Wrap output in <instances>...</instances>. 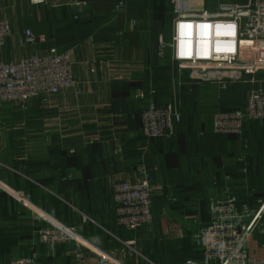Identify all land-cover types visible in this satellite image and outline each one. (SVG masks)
Here are the masks:
<instances>
[{
	"label": "crops",
	"instance_id": "crops-1",
	"mask_svg": "<svg viewBox=\"0 0 264 264\" xmlns=\"http://www.w3.org/2000/svg\"><path fill=\"white\" fill-rule=\"evenodd\" d=\"M67 1L0 0V19L11 28L0 47V60L15 61L38 48L55 46L70 51L75 78L72 87L48 95L44 102L33 99L26 108L0 102V183L54 211L62 223L84 224L87 234L104 231L106 247H115L127 264L199 259L200 252L181 228L188 218L180 219L179 211L190 202L197 210L192 225H202L208 218L209 195L228 190L247 202L248 194L258 196L264 183V119L245 122L239 135L212 130L215 105L243 106L238 89H228L243 84L242 73L226 88L208 80L211 73L203 80H193L187 72L177 77L169 46L159 54L172 34L169 0H125V10L117 13L116 0H78L82 3L76 7ZM163 20L171 23L170 32L163 31ZM24 27L45 35L46 41L19 45ZM255 78L263 79L264 72ZM159 79L166 93L160 94ZM187 86L196 89L191 97L182 95ZM137 91L144 96L136 98ZM174 98L181 112L174 136L145 137L141 108L150 100L163 105ZM242 165L249 169L246 177L240 172ZM140 168L149 175L152 211H158L154 217L161 229L156 237L143 227L129 229L131 233L122 237L125 228L115 221L110 187L115 180L136 181ZM68 172L71 178L64 179ZM8 190L0 186V264H8L15 255H29L32 247L45 264H98L92 254L80 261L67 245L44 256L42 245L36 243L42 223ZM171 226L179 228L174 236L167 233ZM111 235L117 241L109 239ZM129 238L136 240L139 254H126L121 241ZM262 244L260 234L248 242L249 254L257 260L264 258Z\"/></svg>",
	"mask_w": 264,
	"mask_h": 264
},
{
	"label": "built area",
	"instance_id": "built-area-1",
	"mask_svg": "<svg viewBox=\"0 0 264 264\" xmlns=\"http://www.w3.org/2000/svg\"><path fill=\"white\" fill-rule=\"evenodd\" d=\"M29 1L40 3L47 0ZM169 1L173 14L170 58L177 77L187 72L191 79L203 80L201 74L211 73L213 76L207 79L226 88L231 78L243 72L250 75L251 83L256 85L248 89L243 108L213 114V132L219 135H239L245 122L262 121L264 78L256 80L255 75L264 72V0H247L216 10H189L183 7V0ZM81 3L78 0L67 1L71 7ZM125 8V0H116L113 11L122 12ZM10 32L9 22L0 19V47L5 45ZM45 41V35L34 33L30 27H24L18 39L21 46L37 45ZM164 47H160V55ZM222 71H228L229 74H221ZM74 84L73 60L70 51L66 49L50 46L38 48L15 61L0 60V102L26 108L31 100L44 102L48 95ZM150 92L155 91L151 89ZM143 96L142 91L135 93L136 98ZM180 119L177 98L163 105L150 100L140 111L142 133L147 138L173 137L175 125ZM138 173L136 181L124 179L111 185L115 221L125 229L143 227L149 231L152 226L153 187L144 168H140ZM0 186L8 190L1 183ZM8 191L42 223L36 229V243L42 245L44 256H53L59 245H67L73 246L76 255L82 248L94 254L100 264H122L115 254L102 251L93 237H82L80 226L62 223L54 211H47L32 203L22 191ZM257 203L255 208L241 204L228 190L221 196L211 198L206 227L200 230L195 239L200 258H188L184 263L264 264V258L257 260L248 251L250 235H264V196L257 199ZM135 244V239L123 242L130 250V255L138 254L134 249ZM262 249L264 253V244ZM40 256L32 247L29 255H15L9 259L8 264H45L39 261Z\"/></svg>",
	"mask_w": 264,
	"mask_h": 264
},
{
	"label": "rangeland",
	"instance_id": "rangeland-1",
	"mask_svg": "<svg viewBox=\"0 0 264 264\" xmlns=\"http://www.w3.org/2000/svg\"><path fill=\"white\" fill-rule=\"evenodd\" d=\"M239 1H241V0H191V1H182L183 2V7H185L186 9H189V10H201V9H204V8H207V9H209V10H216L217 8H226L227 6H229V5H231V4H233V3H238ZM172 12V11H171ZM163 22V31L165 32V31H168V32H170V29H171V26H170V24H166V21L165 20H163L162 21ZM168 42V41H167ZM163 45L164 46H169V42L168 43H163ZM168 49V48H167ZM164 54V53H163ZM162 54V55H163ZM186 73V72H185ZM240 73H242V78H241V80H243V84H244V88H240V90L242 89V91H243V95L241 94V96H243V99H244V103H245V101H246V98H247V95H248V89H250V88H253V86H256V85H254V84H252L251 83V77H248L246 74H244L243 72H240ZM221 74H229V72L228 71H222L221 72ZM202 76L204 75V74H201ZM260 78H257L256 80H259ZM242 84V85H243ZM237 102V100L235 99L234 100V103H236ZM174 133H175V130H174ZM86 141H88V140H86ZM85 141V142H86ZM240 172L242 173V174H245V177H246V175H249L250 174V172H249V169H248V167L247 166H241L240 167ZM138 175H139V173H138ZM71 178V173L70 172H68V173H65V175H64V179H70ZM226 178H229V176L228 177H226ZM150 179V178H149ZM122 180H124V179H122ZM122 180H115L114 182H116V181H122ZM128 180V179H127ZM113 182V183H114ZM112 183V184H113ZM111 184V185H112ZM263 187H264V183H263ZM5 189V188H4ZM110 190H111V187H110ZM253 190L254 189H251V191L250 192H253ZM232 193V192H231ZM232 194H234V193H232ZM235 195V194H234ZM253 195L254 194H252V195H250V193L248 194V198H249V200L246 202V201H243V200H241V204H246V205H248V206H250L251 205V200L253 201ZM218 195H209L208 197H207V202L209 203V200L211 199V198H215V197H217ZM221 196V195H220ZM236 196V195H235ZM237 197V196H236ZM152 199H153V195H152ZM171 202H173L174 200H172V199H170V197L168 198ZM199 199H200V197H199ZM238 199V198H237ZM259 199V198H258ZM203 200H204V198H203ZM197 201V200H196ZM199 201V200H198ZM239 201V200H238ZM240 202V201H239ZM152 205H153V201H152V204H151V213H152V226H150V230L149 231H147V232H149V235H150V237H156L157 235H158V232H160L159 230L161 229V226H159L158 224H157V222H156V219H155V217H154V214H153V212H152ZM250 208H255V207H252V206H250ZM114 213H115V209H114ZM167 217H169L170 216V213H169V210H166V214H165ZM197 216V210L196 209H194V207H193V204H191L190 202H188V203H186V205L183 207V209H181V211H179V214H178V216H179V218L180 219H184V217L186 218H188L185 222L188 224V225H186V226H182L181 228H184V229H186L185 231L187 232V235H189V240H190V243L193 245V247L194 248H196V249H198V244H197V242H196V236L197 235H199V233H200V230H202L203 228H205L206 226H205V224L207 223V221L204 223V224H202V225H192V222H193V220H192V218L191 217H193V216ZM185 220V219H184ZM61 221V220H60ZM181 221H183V220H181ZM191 222V224H190V222ZM63 222V221H62ZM81 228H82V230H81V232H80V235L82 236V237H89V236H91V237H93L94 238V240H95V244L99 247V248H101V250L102 251H105V252H107V253H113V254H115L116 256H117V258L119 259V261L122 263V264H127L126 263V261H125V259H124V257L117 251V249L115 248V247H112V248H108V247H106V239H104L105 238V236H104V231H96V232H93V233H89V234H85L86 232H85V230H84V224L83 225H81ZM169 231H167V233H168V235H172V236H174L177 232H178V230H179V228H176L175 229V227H169ZM108 234V233H107ZM252 235L253 234H251L250 235V238L252 237ZM168 237V236H167ZM109 239H111L112 241H117L112 235H111V237L109 236ZM131 238H129V239H123L122 241L124 242V241H126V240H130ZM169 240V243H171V241H172V238L171 239H168ZM121 241V242H122ZM123 242H122V244H123ZM149 244H151V241H149ZM124 246V245H123ZM124 248H125V252H126V254L127 255H130L129 253H130V250L128 249V248H126L125 246H124ZM134 249H135V251L139 254L140 253V251L138 250V248H137V244H135L134 245ZM200 252V251H199ZM91 253H89L87 250H85V249H81V251L77 254V257H79V259H80V261H82V262H84L85 261V259L87 258V257H89V255H90ZM92 255H94V254H92ZM95 256V255H94ZM131 256H134V253L131 255ZM96 257V256H95ZM96 259H98L97 257H96ZM196 260H198V259H196ZM97 262H98V260H97ZM98 264H100L99 262H98Z\"/></svg>",
	"mask_w": 264,
	"mask_h": 264
},
{
	"label": "trees",
	"instance_id": "trees-1",
	"mask_svg": "<svg viewBox=\"0 0 264 264\" xmlns=\"http://www.w3.org/2000/svg\"><path fill=\"white\" fill-rule=\"evenodd\" d=\"M61 50V49H60ZM163 75V74H162ZM158 89H159V91H160V94H163V93H166V92H164L163 91V89H165L166 88V85H164V83H162V81H160V79L158 80ZM234 88H237L238 89V91H239V93L240 94H242L243 95V91H242V89L240 90V88H244V84L242 85H240V84H238V85H233V86H230L228 89H234ZM195 88L193 89V86H190V87H186V88H182V95L184 94V93H186L189 97H191V96H193V94L195 93ZM235 93V92H234ZM157 104L158 105H161L159 102H157ZM241 105V104H240ZM244 105H245V103L243 102V106L242 107H239V108H231V107H228V106H223V104L222 105H215L214 106V108H213V110H214V113L215 112H217V111H231V110H235V109H241V108H243L244 107ZM180 110V109H179ZM181 113V112H180ZM213 113V114H214ZM177 124V123H176ZM254 192V191H253ZM252 194H254L253 195V202L251 203V205L250 206H252V207H256L257 205H258V203H257V199L258 198H262L263 196H264V187H261L260 188V193H258V196H256L255 195V193H252ZM238 198V197H237ZM238 200H239V198H238ZM152 201H153V199H152ZM240 201V200H239ZM241 202V201H240ZM152 209H153V205H152ZM153 212V211H152ZM157 212L158 211H156V209L154 210V215H155V213L157 214ZM208 219V218H207ZM131 231V230H130ZM129 231V229H125V230H123V231H121V236L122 237H124V236H126V235H129V233H131ZM85 234H87V233H85Z\"/></svg>",
	"mask_w": 264,
	"mask_h": 264
}]
</instances>
